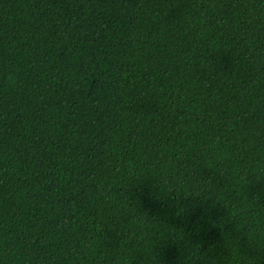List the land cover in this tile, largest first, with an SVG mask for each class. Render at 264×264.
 <instances>
[{
    "label": "trees",
    "instance_id": "trees-1",
    "mask_svg": "<svg viewBox=\"0 0 264 264\" xmlns=\"http://www.w3.org/2000/svg\"><path fill=\"white\" fill-rule=\"evenodd\" d=\"M117 254L264 264V0H0V264Z\"/></svg>",
    "mask_w": 264,
    "mask_h": 264
},
{
    "label": "clouds",
    "instance_id": "clouds-1",
    "mask_svg": "<svg viewBox=\"0 0 264 264\" xmlns=\"http://www.w3.org/2000/svg\"><path fill=\"white\" fill-rule=\"evenodd\" d=\"M183 238V233L182 231H179L177 230L176 231V236H175V239L176 240H180ZM193 249V248H192ZM192 249H190V251L188 252V255H187V258L190 259L192 257H194L195 255L193 254L192 252ZM127 256H128V259L131 260L133 258V250L132 249H128L127 250ZM123 260V256L120 255V254H117L116 257H115V264H121V261ZM192 264H195V261L193 260L192 261Z\"/></svg>",
    "mask_w": 264,
    "mask_h": 264
}]
</instances>
